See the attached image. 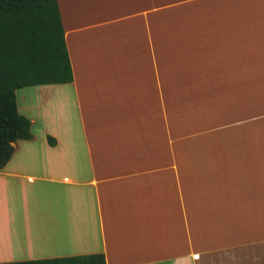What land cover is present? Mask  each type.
Listing matches in <instances>:
<instances>
[{
  "label": "crops",
  "instance_id": "obj_1",
  "mask_svg": "<svg viewBox=\"0 0 264 264\" xmlns=\"http://www.w3.org/2000/svg\"><path fill=\"white\" fill-rule=\"evenodd\" d=\"M72 80L14 93L0 263L264 264V0H56Z\"/></svg>",
  "mask_w": 264,
  "mask_h": 264
},
{
  "label": "trees",
  "instance_id": "obj_2",
  "mask_svg": "<svg viewBox=\"0 0 264 264\" xmlns=\"http://www.w3.org/2000/svg\"><path fill=\"white\" fill-rule=\"evenodd\" d=\"M72 80L56 0H0V170L13 143L29 140L16 110V90ZM0 264H105L102 254Z\"/></svg>",
  "mask_w": 264,
  "mask_h": 264
},
{
  "label": "rangeland",
  "instance_id": "obj_3",
  "mask_svg": "<svg viewBox=\"0 0 264 264\" xmlns=\"http://www.w3.org/2000/svg\"><path fill=\"white\" fill-rule=\"evenodd\" d=\"M231 261H226V262H224V264H232V263H230Z\"/></svg>",
  "mask_w": 264,
  "mask_h": 264
}]
</instances>
